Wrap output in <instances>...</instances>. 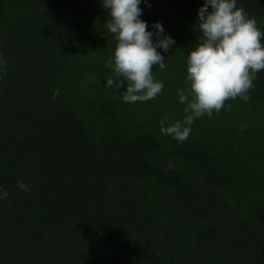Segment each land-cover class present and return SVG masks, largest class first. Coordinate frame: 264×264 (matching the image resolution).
<instances>
[{
  "label": "trees",
  "instance_id": "1",
  "mask_svg": "<svg viewBox=\"0 0 264 264\" xmlns=\"http://www.w3.org/2000/svg\"><path fill=\"white\" fill-rule=\"evenodd\" d=\"M149 2L175 44L160 95L129 104L103 86L100 0H0V264H264V70L183 143L161 135L203 0ZM237 7L264 31V0Z\"/></svg>",
  "mask_w": 264,
  "mask_h": 264
},
{
  "label": "clouds",
  "instance_id": "2",
  "mask_svg": "<svg viewBox=\"0 0 264 264\" xmlns=\"http://www.w3.org/2000/svg\"><path fill=\"white\" fill-rule=\"evenodd\" d=\"M141 3L151 7L149 0H100L110 17L106 29L116 42L112 55L104 61L111 74L103 86L116 90L122 102L129 104L160 95L164 84L155 78L153 66L164 69L163 54L175 44L161 22L149 26L141 18ZM194 27L200 39L186 55L187 86L177 89L183 117L173 121L164 116L158 122L161 135L178 144L189 137L196 119L204 115L211 118L229 99L247 101L257 73L264 70V31L257 27L255 18L237 7V0H203ZM122 87L125 90L118 91ZM58 91L53 93L54 98ZM16 184L19 190L29 191L22 180ZM8 195L7 189H0V200Z\"/></svg>",
  "mask_w": 264,
  "mask_h": 264
}]
</instances>
